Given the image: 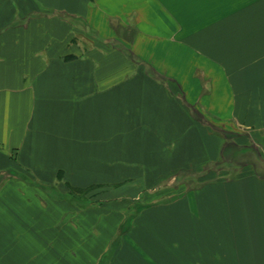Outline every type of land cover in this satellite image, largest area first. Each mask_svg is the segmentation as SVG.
Returning <instances> with one entry per match:
<instances>
[{"label":"crops","instance_id":"obj_1","mask_svg":"<svg viewBox=\"0 0 264 264\" xmlns=\"http://www.w3.org/2000/svg\"><path fill=\"white\" fill-rule=\"evenodd\" d=\"M0 264H264V0H0Z\"/></svg>","mask_w":264,"mask_h":264},{"label":"rangeland","instance_id":"obj_2","mask_svg":"<svg viewBox=\"0 0 264 264\" xmlns=\"http://www.w3.org/2000/svg\"><path fill=\"white\" fill-rule=\"evenodd\" d=\"M81 37L85 41H87L88 45L97 44L100 42L99 40H96V38H94L91 34H89L88 37H86L87 39L84 38L83 36H80V38ZM76 40L78 41V37ZM245 147L242 148L245 149ZM237 148L239 147L237 146ZM231 151L230 150L223 151V158H222L223 161L226 160L227 162L230 161V162L242 163V159L248 156L247 151H243V150H236L232 152ZM222 164H225V162H222ZM223 168H227V171L233 170L231 171L232 174H236L240 170V168L235 169L234 167H226V166ZM221 174H223V172H221ZM211 176L212 174L201 176V173H196L195 176L189 175L186 177L188 179L183 185L180 184V181L182 180L181 177L176 178L173 176L172 177L169 176V178H166L164 181H161L159 183L146 184L148 186L146 188V191L147 190L149 191L148 194L143 195V199L141 200L145 203H154L157 201L164 202L174 199L178 195H180L181 192L201 184L204 180L210 178ZM139 185L141 184L121 183V186H117V185L112 186L106 184L104 187H102L99 190H95L96 188L93 187L88 192H83V193H76V191L72 190L73 191L72 196L74 197L75 200L81 201L83 203L100 202V201H104L105 199L107 200L110 197H117V196H121L122 198L127 199L129 195L134 194L136 191L140 190ZM80 190L78 192H81Z\"/></svg>","mask_w":264,"mask_h":264},{"label":"trees","instance_id":"obj_3","mask_svg":"<svg viewBox=\"0 0 264 264\" xmlns=\"http://www.w3.org/2000/svg\"><path fill=\"white\" fill-rule=\"evenodd\" d=\"M92 188H93V187L85 188V189H81V190H80V189L77 190V188H72L71 191H72V190H74V191H79V190H80V191H83V192H88V191L91 190Z\"/></svg>","mask_w":264,"mask_h":264}]
</instances>
